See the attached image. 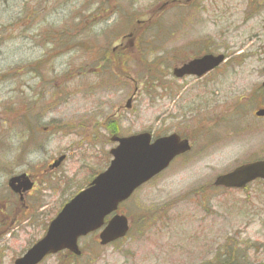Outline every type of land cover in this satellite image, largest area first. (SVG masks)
Wrapping results in <instances>:
<instances>
[{
  "label": "rangeland",
  "instance_id": "374dc122",
  "mask_svg": "<svg viewBox=\"0 0 264 264\" xmlns=\"http://www.w3.org/2000/svg\"><path fill=\"white\" fill-rule=\"evenodd\" d=\"M134 24L137 34L150 25L141 52L150 55L118 61L115 51L135 42ZM54 32L63 45L69 36L81 44L57 48ZM263 35L264 0H0V264H14L107 168L113 136L142 132L179 133L196 146L120 208L130 219L127 238L105 247L95 234L80 242L82 258L41 264H264V186L250 194L213 187L253 150L221 119L220 105L234 89H250L255 74L244 68L247 78L233 85L218 73L216 82L197 83L172 75L207 52L236 58L245 42L253 57ZM27 108L35 124L20 118ZM19 119L36 128L34 144L23 140ZM62 155L66 161L50 170ZM21 173L35 176L30 212L7 186Z\"/></svg>",
  "mask_w": 264,
  "mask_h": 264
},
{
  "label": "water",
  "instance_id": "95a60500",
  "mask_svg": "<svg viewBox=\"0 0 264 264\" xmlns=\"http://www.w3.org/2000/svg\"><path fill=\"white\" fill-rule=\"evenodd\" d=\"M224 60L223 56L212 55L185 64L175 70V75L203 76L217 67ZM131 100L127 104L130 108ZM148 133L127 139L113 138L119 146L111 151L113 160L109 168L100 174L91 187L76 196L56 219L50 224L46 236L35 244L14 264H39L46 256L70 250L79 255L78 239L99 230L104 220L118 209L119 204L128 200L140 186L150 181L168 168L173 159L190 150L188 141H181L177 136H170L151 142ZM61 158L53 167H57ZM25 177V176H24ZM21 177V178H24ZM264 179V162L250 164L234 172L221 176L216 186L242 188L255 179ZM20 179V178H18ZM12 179L9 186L21 190ZM25 190L31 184L25 182ZM128 224L125 217L116 216L100 235L102 245H107L126 236Z\"/></svg>",
  "mask_w": 264,
  "mask_h": 264
},
{
  "label": "flooded vegetation",
  "instance_id": "af4514ba",
  "mask_svg": "<svg viewBox=\"0 0 264 264\" xmlns=\"http://www.w3.org/2000/svg\"><path fill=\"white\" fill-rule=\"evenodd\" d=\"M189 1L194 2L195 0H189ZM258 36L260 37V34ZM239 48H241V51L238 53V55H236V58H230L228 57V54L225 53H212V52H207L201 55L191 57V59H189L188 61L200 60L208 55H213V56L223 55L225 59L221 64L217 66V68H214L211 72H209L202 78L184 77L183 79H181V80L190 79L192 83H197V82H205L212 78L211 82H216L215 76L213 75L218 73L217 76H220L223 82L228 81L231 83V85H233V83H236L238 77L243 76L245 79L247 78V76L241 74V71L244 68L251 67V72L255 74L254 77H251L253 78V82L255 84L250 89H247L242 92L239 91L237 92L234 89L229 96L223 97L221 101L220 106L223 112V114L221 115V119L225 121V124L228 125V127L231 126L234 127V134L237 133L239 134L238 139L240 140L249 139L252 145V147L249 150L253 149L250 153L243 154V156L246 158L244 164L238 166L234 170L225 173L223 175L230 174L235 170H237L238 168L246 165L264 162V41L261 44H258V47L254 51L253 57L255 58L261 57V59L255 62H253L255 59L249 56V49L247 42L242 43V45L239 46ZM176 80L181 81L179 79ZM253 105L255 106L254 109H251L248 112L247 107ZM173 135H177L178 137H180L181 141L184 140L188 141L191 149L189 153L177 157L170 165V167L166 171H164L160 176H163L169 170H171L173 165L177 161L182 159V157L189 156L193 152L196 146L195 142L193 140H190L185 135L179 133H173ZM222 144L227 146L228 140L224 139L222 141ZM30 177L34 181L33 177L32 176ZM262 181H263L262 179H255L254 181L247 183L242 188L239 187V188H230V189L223 188V189L231 190V191L239 189L238 190L239 192L250 194V190L254 188L258 183L264 182ZM213 186H216L215 182L213 183ZM215 189H218V187H216ZM29 195H30L29 192L21 195V197L13 195L15 199H17L19 202L23 203L26 206L28 212L31 211V206L25 204L26 202L25 200H27L26 198Z\"/></svg>",
  "mask_w": 264,
  "mask_h": 264
},
{
  "label": "trees",
  "instance_id": "16d2710c",
  "mask_svg": "<svg viewBox=\"0 0 264 264\" xmlns=\"http://www.w3.org/2000/svg\"><path fill=\"white\" fill-rule=\"evenodd\" d=\"M79 26H82V27H83L84 25H83V23L79 22V24H78L77 27H79ZM137 28H138V25H137V24H134V25L131 27L132 32H131L130 34L133 36V38H134V40H135V42L133 43V46H132V47H129L128 49H126V48L123 49V50H125V51H128V50H129V52H128V53H124V56H123L122 54H121L120 56L116 55V53H119L117 50H116V52L114 53L113 56L115 57V55H116L118 61H122V60H124L126 57H127V58L129 57L130 62H131V61H133L134 63H135L136 61L141 62V61H145V60H147V56L150 55V54H142V53H141V52H142V47H143V46L146 47V44H145V41H144L143 37H144V34L147 32V30L150 29V25H146L145 30L142 31V32L139 33V34H137V32L135 31V30H137ZM85 32H86L85 30H83V31H82V30L79 31L80 35H83ZM147 33H148V32H147ZM147 33H146V34H147ZM25 34H26V33H25ZM40 35H42V34H40ZM72 35H74V34H72ZM21 36H25V35H22V34H21ZM40 37H42V36H40ZM42 38H43V37H42ZM44 38H47V37L44 36ZM69 39L71 40V42L68 43L67 45H63L62 42H59V41L57 40V38L55 37V32H54V34H51L50 42L53 43L54 45H56L57 48L60 47L62 50L72 49V48H68V47H69L70 45H73V44H74V45H77V43L81 44L80 41H78L77 39L74 40L73 38H71V36H69ZM41 41H42V39H40V42H41ZM82 45H84V44L82 43ZM135 49L137 50V51H136V54H140L139 59H137V60H136L135 55L131 53L132 50H135ZM121 52L123 53V51H121ZM128 54H129V55H128ZM26 115L29 116V111L26 113Z\"/></svg>",
  "mask_w": 264,
  "mask_h": 264
},
{
  "label": "bare ground",
  "instance_id": "6f19581e",
  "mask_svg": "<svg viewBox=\"0 0 264 264\" xmlns=\"http://www.w3.org/2000/svg\"><path fill=\"white\" fill-rule=\"evenodd\" d=\"M1 49V48H0Z\"/></svg>",
  "mask_w": 264,
  "mask_h": 264
}]
</instances>
